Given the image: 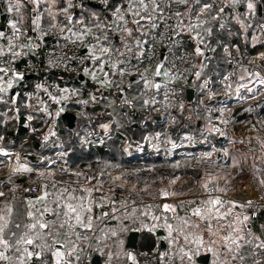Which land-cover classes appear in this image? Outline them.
Instances as JSON below:
<instances>
[{"label":"snow or ice","instance_id":"6c2138e0","mask_svg":"<svg viewBox=\"0 0 264 264\" xmlns=\"http://www.w3.org/2000/svg\"><path fill=\"white\" fill-rule=\"evenodd\" d=\"M2 3L9 18L7 30L0 27V106L5 109L0 112L3 117L0 123L7 126L9 122H19L22 110L26 111L25 127L39 135L41 146L51 143L61 151L56 152L55 160L40 155L38 164L30 165L20 152L5 146L6 136L0 134V168L7 169L0 178V264H90L92 252L105 256V264H128L129 261L139 264L121 239V233L128 230L127 222H139L149 231L157 227L166 230L164 239L169 249L158 253L160 264H177V261L196 264L202 249L211 254V264H264V223L259 225V233L255 231L252 220L257 213L248 211L264 205L254 206L251 199L242 202L225 198L230 190L235 191L232 180L248 172L253 182L264 189V135L253 138L254 147L261 153L259 156L252 149L239 151L237 155L224 148L225 162L221 164L219 157L212 160L213 153L221 151L215 147L200 153L199 157L192 156L197 164L203 161L215 171L204 169L196 183L206 198L188 210L185 205H194L192 199L147 204L143 211L132 200L130 208L129 201L123 195L117 197L115 192L125 189L130 183L128 176L135 172L109 174L111 183L105 192L103 177L108 174L105 170L119 165L105 162L96 174H92L91 164L87 165V171L72 170L66 160L58 172L55 168L59 160L74 152V142L81 147L104 143L100 138L91 140L97 136L95 129L90 130L81 123L84 120L91 123L85 109L89 103L97 102L99 90L115 89L121 109L136 110L139 106L159 112L157 105H160L168 112L170 125H175L178 118L169 109L181 117L185 112V104L177 100V95L184 91L189 75L193 78L192 87L212 100L213 80L205 71L215 53L220 50L228 64L234 60L239 64L236 56L241 54V43L246 47L250 43L253 48L264 43V0H2ZM158 48L165 51L154 62ZM256 60L264 67V51L250 63ZM21 62L22 69L18 67ZM240 67L256 84L264 86V77L259 71L252 73L242 64ZM59 69L87 80L79 86H62L55 79L52 82L27 80L26 74L39 75L40 71L52 73ZM233 75L234 72H229L221 78L225 94L234 92L243 99L240 89L248 92L253 89L244 83H237L233 89ZM245 78L242 74L238 80ZM88 81L98 87L84 98ZM134 85L142 87L132 95ZM161 89L163 99L158 100ZM115 103L113 100L108 106L113 107ZM198 103L203 105L207 120L201 131L226 135L213 123L212 113L218 112L220 115L215 119L227 125L229 120L224 118V113L230 109L210 107L204 100ZM70 104L80 110L73 114ZM244 111L251 113L254 109L250 106ZM34 113L43 118L46 131L32 125L36 119ZM62 114L67 119L64 136L57 130ZM185 119L191 120L192 116ZM258 123L264 125V120ZM113 126L123 127L115 118L98 125L105 135ZM252 128L255 130L256 125ZM163 135L164 142L175 148V141L167 133ZM161 136V132H155L152 139L159 143ZM143 139L151 143L149 137ZM182 139L191 143L195 137L186 133ZM253 140L248 143L252 144ZM229 143L234 145L237 141ZM249 154L253 163L245 167ZM180 167L179 161L171 165L174 170ZM25 174L29 184L22 188L16 178ZM65 175L68 179L63 178ZM159 179L168 181L166 186L157 189L155 195L159 198L167 201L186 194L183 186L179 190L174 187L181 179L179 175ZM21 189L24 193L37 194L18 196ZM127 191L129 196L133 193L140 196L148 191V186L137 189L133 183ZM154 208L161 209V215H156ZM180 211L185 214L180 215ZM146 217L154 222L163 217V223L145 224Z\"/></svg>","mask_w":264,"mask_h":264},{"label":"trees","instance_id":"16d2710c","mask_svg":"<svg viewBox=\"0 0 264 264\" xmlns=\"http://www.w3.org/2000/svg\"><path fill=\"white\" fill-rule=\"evenodd\" d=\"M235 42H239V41H235ZM263 49H264V43L257 44L255 48H253L250 43L247 47L243 43H241V54L236 60H239L240 63L241 62L244 63L250 56L254 55L257 51ZM208 55H213V54L209 53ZM205 63L208 62L205 61ZM238 69L243 70L240 67V64L237 66V70ZM226 73H229L228 63L226 59L223 58L221 51L218 50L215 53L213 60L209 63L208 69H206L205 71L206 75L212 76L213 88L215 91L220 89H225L221 83V78ZM238 77H239L238 73L235 72L236 84L241 82L238 80ZM78 79L79 78L71 80L68 83L66 82L64 83L61 79H58L57 81L62 86L64 85L79 86L81 83L79 82ZM27 80L31 82V79H27ZM192 83H193V78L191 75H189L188 85L192 87ZM141 87L142 85L140 86L134 85L131 94L132 95L137 94ZM256 87H257L256 90L260 91V89H258L260 86L257 85ZM194 89L196 90L195 97L193 98L192 101L187 102L185 106V112L183 113V117H181L180 114L174 110V115L177 116L178 122L169 128L172 135L177 136L182 132H189L194 136H198L201 134L200 131L202 124L206 125V121H204L203 123L201 121L203 117L202 114L205 115V112L203 110L202 105L198 103L202 94L198 91L197 88ZM233 89H235V87ZM114 91L115 92L112 94V97L119 101L118 93L116 92L115 89ZM88 92H89V88L87 87L84 90V98H87ZM151 94L152 93H149V95ZM259 94L260 92L256 93L255 97H257ZM157 99L158 100L163 99L162 91L160 95L157 96ZM101 100L104 101L103 96ZM108 105L109 103H106L102 108L101 113L105 114V119L101 121H99V119L97 120L96 118L98 113H94L92 108L87 105L85 110L89 114L91 123H89V121L87 120H84L81 122L83 126L87 128H92L97 126L98 123L106 122L107 121L106 119L111 120L112 118L110 117L109 114L113 112V109L110 108ZM157 107H160V111H161V106L157 105ZM69 108L71 109L72 113H75L76 111L80 110L79 107L74 104H70ZM115 108L117 110L116 113L117 119L121 121L123 127L116 128L115 126H113L111 128L110 130L111 135L110 137L107 138L108 142H106V148L86 146V145L81 147V145L78 142H74L73 143L74 152H71L63 160H59L58 162L65 165V160H66L67 166H69L70 168L78 169V170L83 169L85 171H87V165L91 164L92 174H96L97 168L98 167L102 168L105 162H109L112 165H119V167H111L105 170L106 173L108 174H106L103 177L104 182L110 178L111 173L115 172L117 169L125 168L129 173L135 172L134 175L128 176V180L130 181L129 184L134 183L139 188H143L145 187V185H147L148 187L161 186L164 183H167L168 181L167 179H165L163 180V182H161L159 178L161 176H169L171 174L179 175L181 178L189 177L192 178L194 181H197L202 177L203 171L207 167H204L200 163L197 164L195 160L191 159L192 156H182V155H178L177 153H174L173 157L170 156V158H166L163 156V153L161 151H156V150L149 151L147 149V143H145L146 141L143 139V137H145L149 132L158 131V130L161 131L164 128V122L162 121L158 122L157 119H155L156 116L159 115L157 114L158 112L152 111L151 107L148 109H140L139 106L137 107L136 110H129L127 108L121 109L119 103H117ZM3 111H5L4 107L0 106V112ZM125 112L128 113V116H124ZM26 114L27 112L22 110L21 118L19 122H9L7 126H5L3 123H0V134L6 136L5 146L12 149L19 148L24 153H31L32 155L35 156L50 155L52 159L54 160L57 159L56 152L61 151V149L50 148L52 145L51 143H49L47 147H42L39 135L30 133L29 129L25 127L24 117L26 116ZM34 115L36 116V119H34L31 122L32 125L34 127L46 131V126L43 118L40 116V114L34 113ZM189 115L192 116V119L191 120L185 119ZM197 115L200 116V119H196ZM2 119L3 117H0V120ZM65 124L66 122L61 117L58 120V129H57L58 133L61 136H64L65 134V130L63 127ZM7 141H13V143L9 144L7 143ZM125 144L139 147L140 150L142 149L141 155L135 159H128L124 155V152H122L123 151L122 148ZM211 147L212 148L215 147L217 149L227 148L232 153L230 147L227 146L224 141H222L220 138L217 137L211 138L208 148ZM177 161L180 162L181 167L179 169L174 170L171 168V165ZM248 161L249 162L253 161L252 154H249ZM188 165H191V167H188ZM1 169L2 168H0V170ZM63 178L68 179L67 175H65ZM17 195L23 196L22 193L19 192L17 193ZM144 205L147 204L138 205L137 208L143 211ZM152 211L156 215H161L160 209L154 208L152 209ZM262 214L264 215V211L262 212ZM167 215L171 216V213H168ZM110 223L115 224V221H111ZM127 223H128V230L122 232L121 237L126 238V236H129L133 233L138 235V248L136 250L133 249V251L138 255L140 253L153 254L156 258H159L158 253L161 251V247L157 241L158 237L156 235V232L158 231V229H164V228L157 227L155 228L156 230L149 231L148 228H142L139 222L137 224H132L131 222H127ZM144 223L151 225L152 220L150 219V217H146L144 218ZM157 223L162 224L163 217Z\"/></svg>","mask_w":264,"mask_h":264},{"label":"built area","instance_id":"2783aa9c","mask_svg":"<svg viewBox=\"0 0 264 264\" xmlns=\"http://www.w3.org/2000/svg\"><path fill=\"white\" fill-rule=\"evenodd\" d=\"M5 10V9H4ZM5 30H7V25L4 27ZM51 43V41H50ZM165 50L162 48H158L157 49V55L155 58L154 62H158L159 59L161 58V53L164 52ZM35 60V58H34ZM40 60H43V56L40 57ZM169 60H171V56H169ZM135 63V61H133ZM18 67H20L21 69L23 68V62H21L20 64H18ZM263 68V76H264V67ZM143 70V69H141ZM237 70V64L235 62V60L233 61L232 64H228V72H234ZM39 71V70H38ZM27 75V79H31V81L34 80H38V79H47L49 82H52L54 79L56 80V82H58V79H61L63 82L65 81H69L72 79H77L79 77L75 76V73H71L68 71H64L63 69H59V70H53L52 73H48V72H39V75H33V74H26ZM75 77V78H73ZM83 77V76H82ZM86 78V77H83ZM233 78V76L231 77V79ZM59 83V82H58ZM210 87L213 89V83L210 85ZM194 89L193 87H190L188 85V81L187 84L184 85V91L182 93H178L177 95V100L178 101H182L185 106L188 102V89ZM162 94H163V89H161ZM195 91V89H194ZM226 90H222L221 92L215 93V95L213 96L212 100H206V104H208L210 107L213 108H219L221 106H226L228 109H230V111H225L224 113V118H227L229 120V123L227 125L221 124L219 122V120L215 119L216 117H218L220 114L218 112H213L212 113V117H213V123H216L218 127L221 128L222 131H224L226 133V135L221 136L219 133V136H217L218 138H220L222 141H224L226 143L227 146L231 147V146H245V151L247 149H252L253 152L255 154L260 153L258 148L254 147V140L253 138L256 135H264V125H261L260 123H258V121L260 120H264L263 116V110H264V106H262L261 108H258L257 105H260L258 103H264V93L259 94L257 97L255 98H251V99H246V100H239L237 98V96L235 95V93L230 92L228 94H225ZM207 98L206 96H202L201 100ZM252 107L254 109L253 112L249 113V112H245L244 109L248 108V107ZM169 112H171L172 115H174V110L173 109H169ZM205 112V111H204ZM206 115V113H205ZM160 116V115H159ZM161 121L164 122V131H161L162 136L160 138L159 143L156 140L152 139V136L155 132H149L146 136L149 137V140H151V143H149L148 141H146L147 143V149L149 151H155V150H162L164 148L166 149H174V151L179 150V151H183L185 153L184 156H199L200 153L205 152V151H212V148H208L207 147V142L206 139H208L209 137L213 136L216 134V132H211L208 133L203 139H197L193 134L195 139L193 142H189L188 140L182 139V137L187 133L190 134L189 132H182L179 135L175 136L172 135L171 131L169 130V128L172 126L169 124V115L168 112H165L164 109L161 107ZM206 124H207V120L205 119ZM255 124L256 128L255 131L249 135L248 139L249 140H253L252 144H249L248 141L249 140H245L244 138L247 136L246 134V126H248V124ZM91 129H95L97 136H93L90 139L93 141H96L97 138L103 139L104 143L100 144V143H92V144H86V146H95V147H100V148H106V138L105 135L103 136L99 130L97 128H89ZM163 133H167L168 136L171 137L172 140L175 141L176 143V147L172 148L170 144L165 143V136L163 135ZM230 140H235L237 141V143L230 144L229 141ZM240 140H243L244 143L241 144L239 143ZM155 145V147H154ZM50 148H54L52 145ZM217 149V148H216ZM14 151H18L21 153L22 155V151L19 148H15L13 149ZM201 150V151H200ZM221 150L219 152H214L213 153V157L212 160H217V158L219 157V162L224 163L225 160L223 158V152L222 149H218ZM242 150V148L240 149V151ZM141 150L139 149H130V151H127V158L128 159H135L137 157H139L141 155L142 152H140ZM238 151V149H237ZM234 148H232V153L233 154H239ZM24 153V152H23ZM176 153V152H174ZM178 155H181L180 153H177ZM35 156V155H33ZM174 156V155H173ZM183 156V155H182ZM37 157V156H35ZM49 157H51L49 155ZM14 159V158H13ZM230 162V161H229ZM200 164H206L203 161L200 162ZM249 165H245V167H248ZM50 167V166H48ZM57 172L59 170V168L61 167L60 165L57 164ZM7 171V169L2 168L0 170V178L4 175V173ZM234 171V170H233ZM16 179H25L27 186L29 184V177L28 175H25L23 177H19ZM32 179H36V177H33ZM181 181H192L194 186L196 185L194 180L191 178L188 179H183ZM111 183V180L108 182L104 183V190L105 192H107L108 186ZM117 184H119L120 182H116ZM34 186V185H33ZM231 186L235 189V191H229L227 193V196L225 198H235L238 200H241L242 202L251 199L253 201V205H264V199H262V197H264V193L259 189V187L254 183V184H243V183H239L237 180H233ZM130 187V185H126L125 189H117L115 192V195L117 197L123 195L125 199L129 200L130 196L128 194L127 189ZM37 193L35 192H30V195H36ZM109 195H112V193H108ZM205 194V193H204ZM206 195V194H205ZM259 209L260 208H253L252 211H256V216H254L253 218H257L258 214H259ZM137 260L139 262V264H160L159 259L156 258L153 254H144V253H140L137 256Z\"/></svg>","mask_w":264,"mask_h":264},{"label":"rangeland","instance_id":"374dc122","mask_svg":"<svg viewBox=\"0 0 264 264\" xmlns=\"http://www.w3.org/2000/svg\"><path fill=\"white\" fill-rule=\"evenodd\" d=\"M239 64H237V66H238ZM237 71V70H236ZM235 71V72H236ZM243 72V71H242ZM231 82H232V84H233V86L234 87H236V82H235V77H233L232 79H231ZM240 83H242V82H240ZM251 83H248V87H250V88H252L253 90H252V92H248L246 89H240V96H242V97H244L243 99H240L239 97H237L239 100H246V99H251V98H253V97H255L256 96V93H258V92H260V94L261 93H264V86L262 87V85H260V87L258 88V89H260V91L258 90H256L257 89V87H255V85L254 84H252V85H250ZM233 87V88H234ZM103 90V89H102ZM213 90V92L214 93H218V92H221L222 90H225V89H220V90H217V91H215L214 90V88L212 89ZM256 90V91H255ZM100 91V90H99ZM234 93V92H233ZM102 96V92H101V94L99 95H97V102L96 103H89V105L88 106H90L91 108H92V110L94 111V109L95 108H97L98 106H100L101 107V109L99 110V109H97L96 110V113H98V115L96 116V118H97V120L99 119V121H101V120H104L105 119V114H103V113H101V111H102V108H103V106L106 104V103H110L111 101H113V100H115L116 101V103H115V105L113 106V107H115L116 105H117V103H119V101L118 100H116V99H114L111 95H107L106 96V94H104V101H102L101 100V97ZM204 97V95L202 94L201 95V97ZM200 100H201V98H200ZM204 100V102L206 103V100H207V98H205V99H203ZM108 107V106H107ZM106 107V108H107ZM113 107H110V108H112L113 109ZM202 107H203V105H202ZM95 113V112H94ZM117 110H116V108H115V112L113 111L112 113H111V118L113 119V118H115V119H117ZM157 114H159L160 116H161V111L160 112H158ZM158 115V116H159ZM202 119H201V121H202V123L205 121V116L206 115H204V114H202ZM263 118H264V115L262 116ZM107 121L106 122H110V119H106ZM194 120V119H193ZM158 121V120H157ZM158 122H160V121H158ZM98 125H99V123L97 124V126H95V127H92V128H97L98 130H99V132L104 136L105 134L99 129V127H98ZM207 125V124H206ZM206 125L204 124H202V127H201V130L202 129H205V127H206ZM254 124H248V126H246V134H247V136L244 138L245 140H249L248 139V137H249V135H251L255 130H253V128H252V126H253ZM134 127H136V126H134ZM164 129L165 128H163L161 131H164ZM161 131H153V132H161ZM201 132V134L200 135H198V136H195L197 139H203L209 132L208 131H200ZM191 134V133H190ZM110 135H111V133L109 132V134L108 135H105V138H106V142H108V137H110ZM217 136H219V134L218 133H216L215 135H213V136H211V137H209L208 139H206V142H207V147H208V145H209V143H210V140H211V138H215V137H217ZM218 138V137H217ZM146 143V142H145ZM125 148H127V151H130V149H132V148H134V149H139L140 150V148L139 147H135V146H133V145H128V144H125L124 146H123V148H122V152H124V155L127 157V151H124V149ZM212 148V147H211ZM232 148H234L236 151H237V149H238V153H239V151H240V149L242 148V150L241 151H245V146H231L230 147V149L232 150ZM210 149V148H209ZM218 149H220V148H218ZM142 150V149H141ZM180 150V149H179ZM179 150H176V151H174V149H166V148H164V149H162L161 150V152L163 153V156L164 157H166V158H170V156L171 157H173V155H174V152H176V153H180L181 155H185V153L183 152V151H179ZM22 151V150H21ZM156 151H160V150H156ZM201 151V150H200ZM141 152V151H140ZM22 157H24L26 160H27V162H29V164L30 165H37L38 164V158H39V156H37V157H35V159H31V156H33L31 153H23V151H22V155H21ZM48 157H49V155H47ZM256 156H258V155H256ZM199 157V156H198ZM52 158V157H51ZM253 158V157H252ZM219 163H221V164H223L222 162H219ZM230 163V162H229ZM58 165H60V166H63L64 164H62V163H57ZM57 164H56V166H57ZM247 164L250 166V163H249V161L247 162ZM201 165H203L204 167H207L209 170H211V171H215V169L211 166V165H208V164H201ZM50 167H51V165H49ZM55 166V168H56V170H57V167ZM70 169H72V168H70ZM72 170H78V169H72ZM125 171H127V169H125V168H120V169H117L115 172H113V173H111V175H117V174H119V173H122V172H125ZM27 175V174H26ZM33 177H35V176H32V178ZM189 177H182L179 181H177V183H176V185L174 186L175 188H176V186H177V188H181L182 186L184 187V190H185V193H186V191H189L188 190V188L190 187H195L194 186V184H193V182L192 181H181V180H183V179H188ZM192 179V178H191ZM233 180H237L239 183H243V184H251L252 182H253V180H252V178H251V173L250 172H248V173H246L243 177H236L235 179H233ZM232 180V181H233ZM108 181H110V178L109 179H107L105 182H108ZM242 181V182H241ZM104 182V183H105ZM118 182V181H117ZM120 182V181H119ZM195 182V184H197L196 183V181H194ZM255 182H253L252 184H254ZM131 184H133V183H131ZM131 184H129L130 186H131ZM167 185V183H164L163 185H161V186H153V187H148V191L147 192H145V193H143L142 195H140V196H137V195H135V193H133L131 196H130V199L128 200L129 201V205H130V207H131V201L132 200H136V207L138 206V205H143V204H153V205H155V204H160V200L162 199H160L158 196V199L156 200V199H153L154 201H147V199H151V198H153L154 196L156 197V192H157V189L158 188H160V187H163V186H166ZM198 185V184H197ZM196 185V186H197ZM258 185V184H257ZM259 186V185H258ZM198 187V186H197ZM144 188V187H143ZM259 188L261 189V191H262V188L259 186ZM137 189H142V188H139V187H137ZM179 189H177V190H179ZM189 193V192H188ZM151 194V195H150ZM186 195V194H185ZM202 195H204V194H202ZM158 201V202H157Z\"/></svg>","mask_w":264,"mask_h":264},{"label":"crops","instance_id":"0c3cea01","mask_svg":"<svg viewBox=\"0 0 264 264\" xmlns=\"http://www.w3.org/2000/svg\"><path fill=\"white\" fill-rule=\"evenodd\" d=\"M2 6H4L3 5V3H2V0H0V7L1 8H3V13H6L7 14V19L9 18V14L4 10V7H2ZM7 19H6V22H5V26L7 25ZM4 26V27H5ZM0 27H2V21H1V14H0ZM31 34V33H30ZM259 44V43H258ZM261 51H264V49L263 50H259V51H257L254 55H252V56H250L244 63H239L240 65L242 64L243 65V67H245L247 70H248V72H252V73H255V72H257V71H259L260 73H261V76L262 77H264L263 76V68L261 67V64H262V62L260 61V60H256L255 61V63H250V61H252L253 60V58L254 57H256L257 55H258V53L259 52H261ZM238 57H239V55H237L236 56V59H238ZM243 70H237L236 72L238 73V75L240 76V75H245L246 76V78H245V80L244 81H241V82H243L244 84H247L248 85V81L251 79L252 80V83L250 84V85H252V84H254L255 85V87L258 85V86H260L259 84H256L255 83V80L252 78V77H248L245 73H244V71L242 72ZM233 77H235V75H233ZM72 80H74V79H72ZM79 82L80 83H82L83 81H85V80H87V78H83L82 80L80 79V77H79ZM69 81H71V80H69ZM69 81H65L66 83H68ZM77 81V80H76ZM64 82V83H65ZM68 86H71V85H68ZM88 88H89V91H93L94 89H96L98 86H96V85H93L92 84V82L91 81H88V86H87ZM196 91V90H195ZM194 91V92H195ZM101 92H102V96H104V94H106V96L107 95H111L112 96V94L115 92L114 91V89H103V90H100L98 93H97V95L99 94H101ZM101 96V97H102ZM194 97H195V93H194ZM100 109H101V107L100 106H98ZM94 112V111H93ZM156 117H160V116H156ZM255 155H261V153H258V154H255ZM250 163V165L253 163V161H250L249 162ZM256 163H257V165H259V161H256ZM26 175V174H25ZM19 179H17V183H19V181H18ZM253 183V182H252ZM21 185H22V188L24 187V185L22 184V183H20ZM256 184V183H255ZM197 185V184H196ZM195 185V187H191V190L190 191H186V195H184V196H179V197H174V198H168L167 199V201H165V200H163V199H161L159 202H160V204H162L163 202H168V203H173V202H176L177 200H189V199H192V200H194L195 201V204L194 205H191V206H189V205H185V210H188L190 207H194V206H196V205H198L199 204V201H200V199L201 198H206V195L203 193V191L199 188V185H197L196 186ZM257 185V184H256ZM258 186V185H257ZM259 187V186H258ZM176 189H179V188H177V186H176ZM260 189V188H259ZM261 190V189H260ZM189 192V193H188ZM262 192L264 193V189H262ZM19 193H22V195L23 196H34V195H30V193H24L23 191H22V189H21V191L19 192ZM202 194H204V195H202ZM153 199H158V197L156 196L155 198L153 197V198H149V199H147V201H154ZM158 202V201H157ZM160 211H161V209H160ZM179 211V210H178ZM248 211H252V209H249ZM264 211V207H262V208H260L259 209V214H258V217L257 218H253V220H252V224H253V227H254V230L255 231H257L258 233H259V225L261 224V223H264V215L262 214V212ZM181 212H182V214H181ZM179 214H181V215H184L185 213H184V211H180L179 212ZM154 223H157V222H154V221H152V223L151 224H154ZM156 230V229H155ZM160 230H162L163 232H164V234L163 235H161V236H159L158 234H157V232L158 231H160ZM158 231L156 232V235H157V241H158V243H159V245H160V247H161V251L160 252H163V251H167L168 249H169V245H168V242H167V240L166 239H164V237H166L167 236V232H166V230L165 229H158ZM128 237L129 236H126V238L125 237H121V239L123 240V242H124V248L127 250V251H130V252H132L135 256H136V258H137V256H138V254L137 253H135L134 251H133V249H130V248H128L127 247V243H128V241H127V239H128ZM161 241H164V243H165V248H162V246H161ZM181 242H182V238H181ZM92 243L94 244L95 243V241H92ZM91 261H90V264H94L93 263V260L95 259V258H99V263L98 264H105V259H106V257L105 256H101L99 253H97V252H92L91 254ZM159 259V258H158ZM211 261H212V257H211V254L210 253H207L206 251H204L203 249L201 250V253H200V255L199 256H197L196 257V264H211ZM128 264H131V262L129 261L128 262ZM177 264H179V262L177 261Z\"/></svg>","mask_w":264,"mask_h":264},{"label":"water","instance_id":"95a60500","mask_svg":"<svg viewBox=\"0 0 264 264\" xmlns=\"http://www.w3.org/2000/svg\"><path fill=\"white\" fill-rule=\"evenodd\" d=\"M2 7H4V6H2ZM0 14H1L2 27L4 28L5 22H6V19H7V14L6 13H3V8H1V7H0ZM80 79L82 80L83 77L81 76ZM187 93H188V101H192L193 98H194V93H195L194 92V89H192V88L188 89V92ZM97 109L100 110L99 107L95 108L94 109V112L95 113H96V110ZM263 113H264V110H263ZM62 118L67 123V119L64 117V114L62 115ZM155 119H157L158 121H161V117H156ZM75 125H76V121H73V126H75ZM31 159L32 160L35 159V156H31ZM1 178H3V176ZM18 181H19V183H22L24 185V187H27V183H26V180L25 179H19ZM157 234L159 236H161V235L164 234V232L162 230H160V231L157 232ZM127 241H128V243H127V247L128 248L134 249V250H136L138 248V235L137 234L133 233V234L129 235ZM161 246H162V248H165L164 241H161ZM99 262H100L99 261V258H95L93 260V263L94 264H98Z\"/></svg>","mask_w":264,"mask_h":264},{"label":"bare ground","instance_id":"6f19581e","mask_svg":"<svg viewBox=\"0 0 264 264\" xmlns=\"http://www.w3.org/2000/svg\"><path fill=\"white\" fill-rule=\"evenodd\" d=\"M264 100V99H263ZM258 104H260V106L258 107V108H261L262 106H264V103H258Z\"/></svg>","mask_w":264,"mask_h":264}]
</instances>
